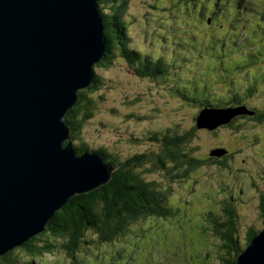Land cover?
Masks as SVG:
<instances>
[{
  "label": "rangeland",
  "instance_id": "rangeland-1",
  "mask_svg": "<svg viewBox=\"0 0 264 264\" xmlns=\"http://www.w3.org/2000/svg\"><path fill=\"white\" fill-rule=\"evenodd\" d=\"M199 1H214V8L217 3ZM254 1L263 10L248 11L251 3L244 0L234 11L212 15L209 10L202 18L192 3L180 0H128L132 47L163 56L178 81L164 74L156 80L139 76L122 56L109 68L96 67L105 85L94 93L97 110L75 145L86 142L91 149L121 157L157 151L159 145L148 137L191 132L203 110L200 99L206 97L225 108L256 111L241 112L215 129L196 128L187 147L207 161L202 169L182 181L159 171L146 175L172 191L176 215L140 220L114 243L87 245L79 254L81 264H223L229 249L216 234L215 221L235 223L242 251L248 229H264V120L257 118L264 114V0ZM174 86L180 87L179 93ZM185 87L191 97L182 94ZM220 149L225 153L217 156ZM44 261L70 263L63 252L40 263Z\"/></svg>",
  "mask_w": 264,
  "mask_h": 264
},
{
  "label": "water",
  "instance_id": "water-1",
  "mask_svg": "<svg viewBox=\"0 0 264 264\" xmlns=\"http://www.w3.org/2000/svg\"><path fill=\"white\" fill-rule=\"evenodd\" d=\"M107 44L98 0H0V256L112 179L116 167L101 151L80 153L66 119L93 85ZM241 112L255 114L204 108L198 127L215 129ZM238 264H264V229Z\"/></svg>",
  "mask_w": 264,
  "mask_h": 264
},
{
  "label": "trees",
  "instance_id": "trees-1",
  "mask_svg": "<svg viewBox=\"0 0 264 264\" xmlns=\"http://www.w3.org/2000/svg\"><path fill=\"white\" fill-rule=\"evenodd\" d=\"M180 1L188 5L192 3L203 18L205 14L209 13V10H213L212 15L219 12L224 13L230 9L234 11L239 8L237 6L242 5L244 0H236L235 4L231 2L219 4V0H217L215 8L213 7L214 1L207 3H200L199 0ZM249 1L251 6L247 8L248 11L263 10L262 5L257 1ZM98 3L104 13L108 44L105 57L96 64V67L109 68L117 56H122L139 76H147L156 80L164 74L172 77L170 80L174 83L178 81V76H172L170 73V65L166 64L163 56L146 53L132 47L126 21L129 8L128 0H98ZM106 9H109L108 13L105 12ZM261 20L264 21V14ZM207 22L208 25L211 20L209 19ZM101 85H105V82L96 74L93 85L81 91L80 100L68 112L66 119L72 125L73 140H80L84 125L93 118L98 107L93 95L102 89ZM179 89L180 87L174 88L178 93ZM198 90V87L194 90L197 95L199 94ZM181 91H184L182 94L185 97L190 95V91L186 87ZM233 99L238 103L234 96ZM200 101L202 109L225 108L216 104V99L213 102L206 97ZM257 118L264 120V114ZM196 128L198 125L194 126V132L192 130L184 134L155 133L147 140L158 144L159 150L137 152L128 157L114 155L103 148L91 149L86 142L76 144L80 153L87 150L101 151L105 155L106 161L116 167L112 179L91 192L73 197L67 205L56 212L45 231L33 236L23 245L1 255L0 264H41L40 260L59 252L66 254L70 260L69 264H81L79 254L83 249L88 248L87 245L114 243L126 236L130 232L131 226L140 220L168 218L176 215L178 210L174 208L170 198L172 191L164 189L162 183L150 180L146 175L159 171L166 173L170 179L182 181L192 177L197 169H202L207 161L197 158L194 151L192 149L190 151L187 147L198 130ZM146 165H151V167H145ZM261 209L264 216V196ZM227 211L232 217V211L229 212V209ZM215 223H217L216 234H221L229 249V254L223 260V264H238V256L242 250L236 237L235 223L231 219L220 223L215 221ZM260 232V229L254 227L248 229L246 247ZM42 264L50 263L44 261Z\"/></svg>",
  "mask_w": 264,
  "mask_h": 264
}]
</instances>
